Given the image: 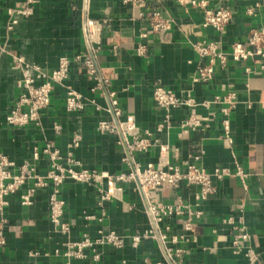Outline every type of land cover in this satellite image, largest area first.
I'll return each mask as SVG.
<instances>
[{"label":"crops","instance_id":"obj_1","mask_svg":"<svg viewBox=\"0 0 264 264\" xmlns=\"http://www.w3.org/2000/svg\"><path fill=\"white\" fill-rule=\"evenodd\" d=\"M206 1L210 9L232 10L226 27L205 26L201 8L177 0H146L148 8H156L169 21L168 28L158 32L124 0H0V153L15 165L34 162L37 173L45 175L50 162L43 149L52 144L63 157L74 156L81 167L112 175L129 173L136 164L156 163L163 150L182 169L189 161L209 172L229 170V175L214 179L216 191L205 200L197 199L196 186L147 193L131 179L119 182L121 189L104 199L107 181L99 186L66 180L60 197L65 201L68 233L50 219L52 186L37 189L32 203L23 205L21 197L31 185L25 184L8 197L0 264H264V60L229 57L226 64H214L209 81H196L207 59L194 47L215 41L228 52L232 43L245 42L250 29L264 28V0ZM11 9L26 13H10ZM95 21L101 24L100 34L92 42L88 24ZM140 44L146 46L145 53L138 52ZM61 57L71 60L69 75L63 84L54 85L41 125H10L6 115L21 80L51 73ZM86 57L92 58L96 73L86 71ZM156 85L197 102L235 93L237 104L228 113L223 110L227 103L221 101L166 110L153 99ZM69 86L85 98L84 109L67 110ZM112 93L121 107L120 119L133 117L141 137L149 139L146 150L130 151L119 129L98 130L99 120H116ZM189 119H198L200 125L184 131L183 123ZM75 134L81 140L72 147ZM36 148L42 154L35 161ZM238 166L248 173L245 184L235 174ZM180 200L201 213L192 217V230L185 227L187 212L155 223L151 202L176 205ZM110 229L126 236L151 235L136 247L129 240L121 248L104 245L97 261L91 249H85L86 257L69 261L58 253L67 249V241L94 239Z\"/></svg>","mask_w":264,"mask_h":264},{"label":"built area","instance_id":"obj_2","mask_svg":"<svg viewBox=\"0 0 264 264\" xmlns=\"http://www.w3.org/2000/svg\"><path fill=\"white\" fill-rule=\"evenodd\" d=\"M133 7L139 9L141 18H146L149 21L151 30L158 32L166 30L169 26V21L163 17L162 13L156 8L150 9L147 7L146 0H124ZM181 4L189 2L192 6L201 8L204 11V25L212 26L216 30H221L227 26L232 19V10L227 7L219 9H210L206 0H177ZM22 14L26 11L9 10L10 13L15 12ZM17 23V20H13ZM101 24L97 21L88 24V36L90 41L97 42L100 34ZM146 36V34H143ZM195 49L201 58H206L207 63L200 66L198 76L195 80L209 81L215 72L214 64H226L228 58L231 57L234 61H253L261 63L264 60V28L254 27L250 29L248 37L245 42L236 41L232 43L230 51L226 52L219 48L215 41L197 42ZM139 53H145L147 48L145 45L138 46ZM77 60L81 56L76 57ZM24 61L18 60V67H22ZM71 60L68 57H61L58 67L51 73L39 72L34 78L25 76L19 83L20 92L15 99L10 111L6 115L7 122L15 127H25L29 125L40 126L42 123L43 112L49 107L52 100V92L55 84H63L70 70ZM84 66L86 71L96 73L95 64L90 57L84 58ZM264 68V64L261 65ZM251 68L247 67L246 71ZM111 95L112 112L115 116L114 120L101 119L98 121L97 128L102 132H113L119 129L121 135L126 142L130 151H144L149 146V139L141 137L139 128L136 125L133 117H128L121 120L122 114L120 104L117 99ZM153 99L160 108L172 109L179 106L196 107L198 105L208 106L215 102L227 103L228 107L224 108V112L236 107L237 99L235 93H228L220 96L216 95L212 100L206 99L202 102L195 101L192 97H180L171 89L162 85H156L153 89ZM86 106L85 98L81 93L67 87L66 93V108L69 111L82 110ZM200 122L198 119H189L183 123L184 131H187L188 126H198ZM57 129L61 127L56 125ZM228 128V125H226ZM226 140L232 142V139L226 135ZM81 137L75 134L71 143L72 147H77L80 144ZM43 153L49 157L50 167L45 175L37 173L36 164L34 162H23L20 165L9 159L6 155L0 153V212L2 218L0 219V243H5L4 237V211L8 204V197L18 191L23 185L31 184L27 187L26 192L21 197L23 205H30L32 203V196L37 189L52 186L49 195L50 219L60 229L62 233H68L70 230L69 224L64 220L65 201L60 197L61 186L66 180H73L77 182L95 183L99 186L104 181L108 183V189H102L103 198L109 199L110 196L115 195L121 188L118 183L126 179L138 180L144 192L155 189H178L182 186H196L199 188L197 192L198 200H205L210 195L215 193L216 188L214 179H221L229 175V170L226 168H219L215 171L209 172L203 167L196 165L194 162H186V168L182 169L179 165L171 163L163 150L161 156L156 163H147L145 166L135 165L134 169L129 173L109 174L105 171H97L95 169H87L80 166V162L71 154L63 157L61 151L52 144H48ZM41 151L35 149L33 159L36 161L40 159ZM235 174L240 178L243 184L246 183L248 173L240 166L237 167ZM99 189H101L99 187ZM150 209L156 224L161 223L166 217L180 216L187 212L189 214L185 227L187 230H192V217L200 216V211L192 212L190 203H183L181 200L176 205L160 204L157 201L150 203ZM150 232L144 234H134L126 236L119 233L117 230L110 229L106 232L100 231L98 237L92 239L84 237L76 241H67L65 243L67 249L58 251L59 254L67 257L68 261L72 258H84L85 249L92 250V258L97 261L101 254L99 248L108 245L115 248L124 247L127 241H131L133 246H138L142 239L150 236ZM163 240L166 239V234L162 233ZM239 237H246L240 235ZM238 242V239L234 241ZM69 264V262L67 263Z\"/></svg>","mask_w":264,"mask_h":264},{"label":"water","instance_id":"obj_3","mask_svg":"<svg viewBox=\"0 0 264 264\" xmlns=\"http://www.w3.org/2000/svg\"><path fill=\"white\" fill-rule=\"evenodd\" d=\"M86 22H87V18H86ZM86 29H87V27H86ZM140 185V184H139ZM140 187H141V185H140ZM142 188V187H141Z\"/></svg>","mask_w":264,"mask_h":264}]
</instances>
